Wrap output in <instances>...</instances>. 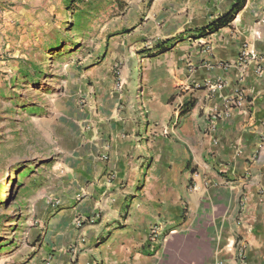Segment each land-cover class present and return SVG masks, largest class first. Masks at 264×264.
Instances as JSON below:
<instances>
[{
    "label": "crops",
    "instance_id": "0c3cea01",
    "mask_svg": "<svg viewBox=\"0 0 264 264\" xmlns=\"http://www.w3.org/2000/svg\"><path fill=\"white\" fill-rule=\"evenodd\" d=\"M236 1H118L116 63L89 66L72 105L77 147L32 171L33 246L63 264H264V0L214 28Z\"/></svg>",
    "mask_w": 264,
    "mask_h": 264
},
{
    "label": "rangeland",
    "instance_id": "374dc122",
    "mask_svg": "<svg viewBox=\"0 0 264 264\" xmlns=\"http://www.w3.org/2000/svg\"><path fill=\"white\" fill-rule=\"evenodd\" d=\"M118 1L0 0V264H63L33 246L28 189L78 145L72 105L89 66L116 63Z\"/></svg>",
    "mask_w": 264,
    "mask_h": 264
},
{
    "label": "built area",
    "instance_id": "2783aa9c",
    "mask_svg": "<svg viewBox=\"0 0 264 264\" xmlns=\"http://www.w3.org/2000/svg\"><path fill=\"white\" fill-rule=\"evenodd\" d=\"M258 56L255 54L253 50L247 49V47L243 48L240 54L238 55L236 64L240 69H243L248 64V61L250 59H256ZM261 64H257V70L260 71ZM221 84L217 83L216 87H220ZM231 98V97H230ZM244 100V94L239 88L235 89V94L233 95L232 99H228L229 108H235L239 106V104ZM103 159H107L106 155L103 154L101 156ZM157 236V230L156 227L150 228V237L153 239ZM213 264H226V262L223 259H216Z\"/></svg>",
    "mask_w": 264,
    "mask_h": 264
},
{
    "label": "trees",
    "instance_id": "16d2710c",
    "mask_svg": "<svg viewBox=\"0 0 264 264\" xmlns=\"http://www.w3.org/2000/svg\"><path fill=\"white\" fill-rule=\"evenodd\" d=\"M245 1L246 0H237L235 2V4L233 5L230 13L223 19V21L217 23L214 28L227 24L233 18V16L236 14V12H238L242 8ZM210 31H211V29L207 30V32H210Z\"/></svg>",
    "mask_w": 264,
    "mask_h": 264
}]
</instances>
